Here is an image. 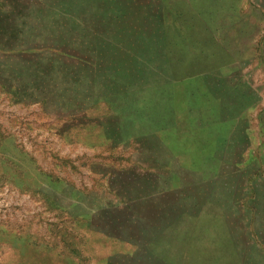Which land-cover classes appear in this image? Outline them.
Listing matches in <instances>:
<instances>
[{"label": "rangeland", "instance_id": "rangeland-1", "mask_svg": "<svg viewBox=\"0 0 264 264\" xmlns=\"http://www.w3.org/2000/svg\"><path fill=\"white\" fill-rule=\"evenodd\" d=\"M152 88L244 138L177 159ZM0 264H264V0H0Z\"/></svg>", "mask_w": 264, "mask_h": 264}, {"label": "crops", "instance_id": "crops-1", "mask_svg": "<svg viewBox=\"0 0 264 264\" xmlns=\"http://www.w3.org/2000/svg\"><path fill=\"white\" fill-rule=\"evenodd\" d=\"M133 92H136V94L144 93L150 95V98L153 99H150V103L147 104L148 106L144 107V112H140L135 106L130 108L132 109L129 111L132 113L131 118L141 121L146 128L152 126L151 131L155 136L159 134L158 137L160 138L162 137L161 135H168L166 131L168 128H171L172 133L170 135H175L172 137L169 136L165 141H168V145L172 146L173 151L177 154V159L185 153L186 155L193 153L197 157L203 149L208 150L210 148L213 152L210 150L209 153L214 155L219 150L218 147L224 148V146H232L235 148L238 144L236 141H238L239 137L244 138L242 130L245 128L241 127V124H239L241 122L238 118L236 119L238 121V126L236 127L226 126L227 124L224 122H219L220 124L218 125L204 127L203 122L194 120V115L187 111L188 106H184V103L188 102L187 99L184 102L181 99L184 95H177L178 91L175 89H135ZM136 94L133 96H138ZM160 102L163 104H160ZM145 109L147 114H145L147 116L146 119L142 116L145 113ZM125 119H127V116H125ZM142 119L144 120L142 121ZM234 144L236 145L234 146ZM221 150L223 156V149ZM222 156L219 154L220 159H223ZM155 175L157 174L152 176L154 177ZM170 192L175 193L174 190Z\"/></svg>", "mask_w": 264, "mask_h": 264}, {"label": "trees", "instance_id": "trees-1", "mask_svg": "<svg viewBox=\"0 0 264 264\" xmlns=\"http://www.w3.org/2000/svg\"><path fill=\"white\" fill-rule=\"evenodd\" d=\"M152 89H158V88H152ZM166 89H168V88H166Z\"/></svg>", "mask_w": 264, "mask_h": 264}]
</instances>
